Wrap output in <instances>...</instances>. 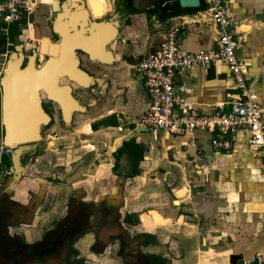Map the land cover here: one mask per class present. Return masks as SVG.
Wrapping results in <instances>:
<instances>
[{
    "label": "crops",
    "instance_id": "crops-1",
    "mask_svg": "<svg viewBox=\"0 0 264 264\" xmlns=\"http://www.w3.org/2000/svg\"><path fill=\"white\" fill-rule=\"evenodd\" d=\"M106 1L105 9L96 5L112 12V1ZM167 3L132 11L115 46L120 69L111 84H101L99 95L78 90L90 112H99L80 118L81 129L113 112L120 125L89 133L77 125L76 132L70 128L80 115L66 126L55 108L46 107L55 121L45 143L37 141L22 156L17 180L3 146L0 87V264H264V160L242 145L243 133L235 137L238 146L221 152L205 130L153 136L135 126L148 98L133 66L171 27L183 25L179 41L185 51L216 47L217 29L202 0L198 7ZM228 4L232 30L240 36L243 76L264 115V0ZM46 6L40 2L36 10ZM87 8L92 20H101L92 15L89 2ZM42 37L49 39L47 28L27 26L21 35L24 51L35 43L41 47ZM175 91L206 114L237 95L222 62L180 70ZM128 141L144 149L139 162L123 148Z\"/></svg>",
    "mask_w": 264,
    "mask_h": 264
},
{
    "label": "water",
    "instance_id": "water-1",
    "mask_svg": "<svg viewBox=\"0 0 264 264\" xmlns=\"http://www.w3.org/2000/svg\"><path fill=\"white\" fill-rule=\"evenodd\" d=\"M87 1L92 15L101 18L100 21L91 19L85 0H52L56 16L50 24L51 48L46 47L48 37H42L41 47L35 43L29 52L24 51L21 35L25 26L7 57L0 77L3 146L10 153L13 164L10 173L15 180L23 170L22 156L43 139V130L55 121L46 107L55 108L66 126L75 121V115L88 116L90 106L78 98L79 91L92 89L91 93L99 95L101 84L107 80L111 84L110 77L120 69L115 46L126 21L132 11L157 3V0H111L112 12L103 13L100 6ZM178 1L181 7L200 5V0ZM101 25L111 28L103 31ZM40 55H44L43 60ZM102 73L107 77H102Z\"/></svg>",
    "mask_w": 264,
    "mask_h": 264
},
{
    "label": "built area",
    "instance_id": "built-area-1",
    "mask_svg": "<svg viewBox=\"0 0 264 264\" xmlns=\"http://www.w3.org/2000/svg\"><path fill=\"white\" fill-rule=\"evenodd\" d=\"M202 1L204 11L217 29L216 47L185 51L179 41L183 25L171 27L160 45L133 66L132 70L148 98V107L135 126L153 136L161 132L183 135L205 130L213 134L212 144L221 152L238 146L235 137L238 133H243L245 140L242 145L264 160L263 109L253 86L243 76V64L237 54L240 36L232 30L233 13L229 0ZM39 3L37 0H0L2 35L8 37L10 28L14 25H31ZM10 45L11 42L1 50V66L7 59ZM218 62L224 63L229 69L237 95L213 113H202L176 93L175 79L180 70L207 67ZM177 107L182 109L179 114L174 113Z\"/></svg>",
    "mask_w": 264,
    "mask_h": 264
},
{
    "label": "flooded vegetation",
    "instance_id": "flooded-vegetation-1",
    "mask_svg": "<svg viewBox=\"0 0 264 264\" xmlns=\"http://www.w3.org/2000/svg\"><path fill=\"white\" fill-rule=\"evenodd\" d=\"M125 1L126 0H124V2ZM46 7L47 8H45V7H42V8L39 7V10H35V12L33 14V17H32V23L34 22V24H36L38 27H44L45 29L47 28L48 31L50 32L51 31L50 30V24L54 20V18L56 16V12L53 11L51 2H49V6H46ZM14 26L18 30H21V28L23 27V26L21 27L20 25H14ZM0 39L2 40V44H1V47L0 48L5 47L7 44H9L11 42L10 35L8 37H5V36L2 35L1 32H0ZM78 98H80L81 101L84 102V104H87L88 103L87 100L84 98L83 95L79 94ZM79 115H81V114H79ZM50 126H51V124L47 128H45V130H43V136H44L43 139L45 138V132L44 131L49 130ZM39 141H41V140H39Z\"/></svg>",
    "mask_w": 264,
    "mask_h": 264
},
{
    "label": "rangeland",
    "instance_id": "rangeland-1",
    "mask_svg": "<svg viewBox=\"0 0 264 264\" xmlns=\"http://www.w3.org/2000/svg\"><path fill=\"white\" fill-rule=\"evenodd\" d=\"M39 1H41V0H39ZM167 1L168 0H161V4H163L164 2H166V4H168L167 3ZM41 3H44V2H41ZM40 4V3H39ZM38 7V6H37ZM19 36V35H18ZM48 109H50V108H48ZM98 111H93V113L92 112H90L89 113V115H90V117H92V116H95V115H98ZM79 118L77 119V121H76V125L75 126H73L72 128H70V130H75V129H78V130H76V132L77 131H79V128H80V126L78 125V123H80V120L81 119H84V118H90V117H86L85 116V114H81L80 116H78ZM96 117V116H95ZM118 117L120 118V116L117 114V113H115V112H113L112 114H110V116H107L106 118H100V119H98V120H94L93 119V121L95 122V121H97V122H95V123H93V124H89L88 126H85V128L84 129H81V131L82 132H86V133H89L90 131H92V130H94V129H96V128H98V127H108V126H111V127H113V128H117V126H118V124L120 125V123H118ZM81 118V119H80ZM79 126V128H78V126ZM114 131V130H113ZM47 136H48V130H46L45 131V138H44V143H45V139L47 138Z\"/></svg>",
    "mask_w": 264,
    "mask_h": 264
},
{
    "label": "trees",
    "instance_id": "trees-1",
    "mask_svg": "<svg viewBox=\"0 0 264 264\" xmlns=\"http://www.w3.org/2000/svg\"><path fill=\"white\" fill-rule=\"evenodd\" d=\"M159 5H161V0H158L155 7H157ZM9 32H10L11 41L13 40V38L15 36H18L21 33L15 26H12L10 28ZM1 44H2V40L0 39V47H1ZM0 51H1V49H0ZM124 147H127L131 150V152H132V154H133V156L137 162H139L141 160L144 149L142 148V146L140 144L136 143L135 141H128V142L124 143L123 148ZM3 162L6 164L5 158H3ZM135 171H137V170L135 169Z\"/></svg>",
    "mask_w": 264,
    "mask_h": 264
},
{
    "label": "bare ground",
    "instance_id": "bare-ground-1",
    "mask_svg": "<svg viewBox=\"0 0 264 264\" xmlns=\"http://www.w3.org/2000/svg\"><path fill=\"white\" fill-rule=\"evenodd\" d=\"M37 1L39 2V0H37ZM92 1L95 3V5L99 4L103 9H105L107 6L106 0H92ZM40 2L49 3V2H52V0H41ZM147 218L150 220L149 217H147ZM149 220H148V222H149Z\"/></svg>",
    "mask_w": 264,
    "mask_h": 264
}]
</instances>
